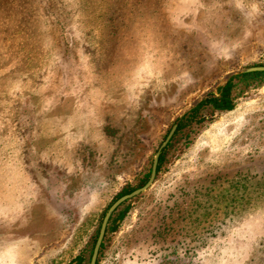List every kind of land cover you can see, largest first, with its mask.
Masks as SVG:
<instances>
[{
	"label": "rangeland",
	"instance_id": "1",
	"mask_svg": "<svg viewBox=\"0 0 264 264\" xmlns=\"http://www.w3.org/2000/svg\"><path fill=\"white\" fill-rule=\"evenodd\" d=\"M262 66L264 0H0V264H89L178 120L98 264H264V78L195 110Z\"/></svg>",
	"mask_w": 264,
	"mask_h": 264
},
{
	"label": "water",
	"instance_id": "2",
	"mask_svg": "<svg viewBox=\"0 0 264 264\" xmlns=\"http://www.w3.org/2000/svg\"><path fill=\"white\" fill-rule=\"evenodd\" d=\"M257 72H264V66H262V67H251V68H246V69H242V70L236 71V72H234V73H232L230 75L229 79H231L232 77L237 76L239 74H249V73H257ZM186 113H183L182 117H184V115ZM179 121L180 120H178L171 127V129L168 132L165 140L163 141V143L161 144L159 150L155 154V157H154L153 163H152V167H151V171H150V176H149V179L146 182V184L144 186L140 187V188L135 189L131 193L120 197L107 210L106 214L103 217V220H102V223H101V226H100V230H99V233H98V237H97L96 242H95L94 247H93V251H92V255H91L89 264H96L97 263L99 251H100L101 245L103 243V240H104V237H105V234H106L108 223H109L111 217L113 216V214L115 213V211L122 204H124L127 201L139 196L140 194L144 193L145 191H147L152 186L153 182L155 181L156 175H157V166H158V161H159V157L161 155V152H162L163 149L166 148V146L168 145V143L171 141L172 137L174 136L175 132L177 131V128L179 126Z\"/></svg>",
	"mask_w": 264,
	"mask_h": 264
},
{
	"label": "trees",
	"instance_id": "3",
	"mask_svg": "<svg viewBox=\"0 0 264 264\" xmlns=\"http://www.w3.org/2000/svg\"><path fill=\"white\" fill-rule=\"evenodd\" d=\"M242 76H243L242 78L261 79V78H264V72L249 73V74H244ZM239 77H234V78L230 79L225 85H223L222 87L217 89L216 94H210L205 100H203L196 107L195 110H198L203 106L210 105L214 110L231 111L233 109V103L231 101V95L230 94H231V90L234 86L233 81ZM179 126H178V129H179ZM178 129H177V131H178ZM163 159H164V156H163V154H161L159 157V161H158L157 172L161 166V163L163 162ZM148 176L146 177L145 181L143 182V184L140 187H142L146 184ZM132 191H134V190H132ZM132 191H124L122 193V196L127 195V194L131 193ZM123 215L124 214L120 215L119 220L123 217ZM102 248H103V243L101 245L100 251ZM100 251H99V253H100ZM79 263H80V259H77V260H75L69 264H79ZM96 264H98V259H97Z\"/></svg>",
	"mask_w": 264,
	"mask_h": 264
}]
</instances>
